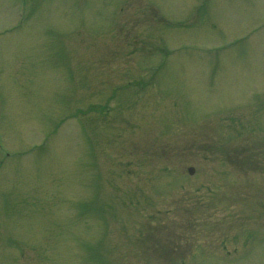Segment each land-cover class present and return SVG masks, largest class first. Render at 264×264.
Segmentation results:
<instances>
[{"label":"rangeland","instance_id":"rangeland-1","mask_svg":"<svg viewBox=\"0 0 264 264\" xmlns=\"http://www.w3.org/2000/svg\"><path fill=\"white\" fill-rule=\"evenodd\" d=\"M18 2L20 25L0 0V264H264V153L240 174L189 133L243 119L264 142V0ZM149 217L169 227L154 253Z\"/></svg>","mask_w":264,"mask_h":264},{"label":"water","instance_id":"water-1","mask_svg":"<svg viewBox=\"0 0 264 264\" xmlns=\"http://www.w3.org/2000/svg\"><path fill=\"white\" fill-rule=\"evenodd\" d=\"M190 172H192V169H190Z\"/></svg>","mask_w":264,"mask_h":264}]
</instances>
